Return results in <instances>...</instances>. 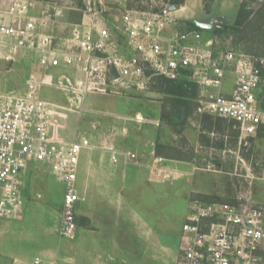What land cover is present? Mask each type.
I'll use <instances>...</instances> for the list:
<instances>
[{
  "label": "built area",
  "instance_id": "obj_1",
  "mask_svg": "<svg viewBox=\"0 0 264 264\" xmlns=\"http://www.w3.org/2000/svg\"><path fill=\"white\" fill-rule=\"evenodd\" d=\"M82 17L58 31L63 11L44 0H0V59L21 60L50 72L27 90L0 92V217L23 215V177L45 165L64 186L58 234L73 240L81 154L93 147L80 135H54L57 108L80 112L89 94L128 97L147 92L155 77L188 81L198 89L197 110L232 120L246 140L264 129V55L220 48L202 26L179 29L170 5L153 11L124 8L111 15V1L81 0ZM121 2V1H120ZM225 79L231 92H223ZM60 91L69 106L40 98L44 86ZM110 159L135 161L136 153L105 144ZM32 164V165H31ZM157 171L164 172L163 167ZM177 264H264V205L242 189L233 202L193 200L180 234ZM30 264H75L72 257L34 256Z\"/></svg>",
  "mask_w": 264,
  "mask_h": 264
},
{
  "label": "rangeland",
  "instance_id": "obj_2",
  "mask_svg": "<svg viewBox=\"0 0 264 264\" xmlns=\"http://www.w3.org/2000/svg\"><path fill=\"white\" fill-rule=\"evenodd\" d=\"M44 1L62 9L58 23L61 33L70 24L80 22L81 0ZM174 1L177 0L111 1L109 18L124 8L153 11L170 5L176 10L179 29H191L190 23H194L202 26L203 35L212 33L220 48L264 55V0H181V4H173ZM241 8L250 15L241 17V25H235ZM217 24L226 28L215 31ZM51 76L25 61L0 59V92L19 93L32 85L31 79L49 80ZM150 83L147 92L128 97L89 94L82 101L86 110L80 112L56 107L57 133L66 138L90 137L93 147L87 151L96 161L100 163L101 156L110 155L103 149L109 143L120 152L135 151L136 168L142 162L146 167L143 173L123 181L113 176L110 168L106 177L96 173V190L85 192L77 203L76 235L67 240L56 230L64 186L45 165L33 162L23 177L22 217H0V264H27L26 259L46 246L59 249L62 257H72L77 264L79 259L72 245H79L81 226L95 230L88 231L94 235L100 225L106 238V255L114 256L113 245L117 248L122 238H127L120 236V230L134 216L145 221L152 241L141 243L137 231L133 249L136 258L127 261L177 264L181 227L193 200L231 203L244 188L252 190L254 201L264 205V129L241 140L233 121L197 110L198 89L193 98H180L167 92L168 83L163 78L155 77ZM231 89V80L225 79L223 92ZM40 98L69 106L67 98L48 85L41 88ZM159 167L165 171H157ZM76 187L82 190L79 177Z\"/></svg>",
  "mask_w": 264,
  "mask_h": 264
},
{
  "label": "crops",
  "instance_id": "obj_3",
  "mask_svg": "<svg viewBox=\"0 0 264 264\" xmlns=\"http://www.w3.org/2000/svg\"><path fill=\"white\" fill-rule=\"evenodd\" d=\"M54 135H56V137L61 140L69 141L72 139V138H66L63 135H59V133H57L56 131H54ZM129 150L132 151L131 149ZM132 152L135 153V151ZM157 158L160 159L161 157H157ZM98 161H96L95 156L93 154H90V152H88L87 150L86 151L84 150L81 154L79 168H78V177L80 178V185L82 189L80 193L82 198H84L83 194H85V192L94 193V191L96 190L95 188L96 186L94 185V181L96 182V180H93L94 177L96 176L95 175L96 173L100 174V172H102L101 174H103L104 177H106L105 172L107 174V168H110L111 169L110 172L113 171L114 174L113 176L117 177L121 181L122 179H127L128 177H135V175L139 174L140 172L143 173L144 171L143 166H145V164L142 162L141 164L138 165L139 167L136 168L137 163H135L134 161L126 163L122 158H120L117 162H113L110 159V155L101 156L100 163ZM102 169H106V170H102ZM88 217H90L89 214ZM127 222L128 223H124L122 229L120 230L121 232L120 236L127 238L125 239L122 238V240L120 241L121 245H117V248L115 245H113L114 256L106 255L107 252V250H105L106 238L103 233V229L100 228V225H97L96 234L94 235L92 234L90 235V233L88 232L90 230H88L87 228L85 229L83 226H81L80 228L81 230L79 233V239H80L79 245L78 247L72 245L73 253L79 259V262L77 261L78 262L77 264H124V263L132 264L129 262H132V259L136 258L133 249L135 248L134 244L136 243V241H138L134 237V234L137 231L140 232L139 241L143 244H147L148 242L151 243L152 240L150 235H147L145 221H142L140 218L134 216L133 219H129ZM57 229L58 226L56 230ZM91 231L95 232V230H91ZM57 250L59 249H53L47 246L44 248H39L36 254H34L31 258L26 259V262L27 264H30L32 258L37 255L46 259L62 260L64 257H62V255H60L59 251ZM110 259H114V260H110ZM73 260L75 263V259ZM127 260H129V262Z\"/></svg>",
  "mask_w": 264,
  "mask_h": 264
},
{
  "label": "trees",
  "instance_id": "obj_4",
  "mask_svg": "<svg viewBox=\"0 0 264 264\" xmlns=\"http://www.w3.org/2000/svg\"><path fill=\"white\" fill-rule=\"evenodd\" d=\"M182 2L183 1H181V0H179V1L177 0V1H174L173 4H175V3L181 4ZM249 15H250V12L249 13H248V11L243 12V8H241L239 13H238L235 25H241L242 18L246 19V18H248ZM190 27L200 29L194 23H190ZM224 28H226V25L217 24L215 27V31H218V30L224 29ZM164 80L166 81V83H168L167 84V92L172 94V95H176L180 98H188V97L193 98V96H195L197 93V86L194 83H191L188 81H179V80L178 81L168 80V79H164ZM207 117H209V116L207 115ZM218 119H222V118L218 117Z\"/></svg>",
  "mask_w": 264,
  "mask_h": 264
},
{
  "label": "bare ground",
  "instance_id": "obj_5",
  "mask_svg": "<svg viewBox=\"0 0 264 264\" xmlns=\"http://www.w3.org/2000/svg\"><path fill=\"white\" fill-rule=\"evenodd\" d=\"M183 9V7L181 8V10Z\"/></svg>",
  "mask_w": 264,
  "mask_h": 264
}]
</instances>
